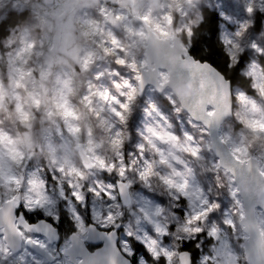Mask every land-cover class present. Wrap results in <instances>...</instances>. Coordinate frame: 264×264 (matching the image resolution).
<instances>
[{
  "label": "snow or ice",
  "instance_id": "obj_1",
  "mask_svg": "<svg viewBox=\"0 0 264 264\" xmlns=\"http://www.w3.org/2000/svg\"><path fill=\"white\" fill-rule=\"evenodd\" d=\"M218 4V7L213 5L211 12L205 4L200 5L196 28L187 27L184 32L187 43L181 55L172 66H159L166 71L153 68L146 72V61L138 65L135 60L126 59L121 33L113 30L111 41L104 42L105 53L111 54L110 44L116 54L109 73L98 72L94 77L96 81H103L105 90L94 92L90 85L89 93L101 96L110 104L112 114L119 121V130L111 141L113 160L111 163L99 160L98 170L115 174L118 179L115 184L106 186L99 180L80 186L71 179L61 181L63 167L50 169L60 198L70 204L74 201L72 216L76 232L70 236L73 243L59 249L63 258L57 260L49 245L59 242L54 227L59 216L51 210L49 186L38 169L37 178L28 181L35 195L23 199L13 197L0 203V264H14L13 257L20 264H26V257L32 264H47L36 256V249L54 264H197V257L181 250L193 241L200 252L199 264H241V260L243 264H264V225L257 228L254 219L264 220V153L253 157L246 145L229 146L222 133L210 139L213 131L219 133L223 122L232 117L237 103L247 105L251 116L236 122L242 129L255 133L254 139L264 137V0H246L243 8L237 0H218ZM100 14L106 22L114 23L105 9H101ZM27 16L26 11H10L0 20V35L8 37V30L25 21ZM231 18L240 23L233 26L228 23ZM140 19L149 22L148 16ZM175 19L171 15L167 17L170 25ZM220 22L232 32L231 36L219 40L223 51L217 46ZM157 31L162 37L170 35L159 26ZM108 74L111 80L105 79ZM173 74L181 81L175 91L168 88ZM116 88L121 91L115 92ZM149 89L159 94L157 99L167 100L171 112L180 118L177 123H187L200 133V138L188 132H184L183 137L177 135L168 110L153 101L144 109L152 119L143 136L144 142L137 145L135 153H126L129 134L124 133L129 117L137 100ZM83 99L91 103L89 95ZM69 115L75 116L74 113ZM205 151L209 153L207 159L202 155ZM201 160L204 170L213 175L215 196L210 195L211 189L206 192L196 178L192 162ZM85 167L96 168L97 165L86 164ZM129 173H135L146 188H152L155 180L157 187H163L175 202L174 208L185 201L187 211L183 219L160 205L139 206L129 211L133 220L125 223L124 209L131 208L126 196L132 186ZM222 177L227 180L226 184L220 183ZM83 178V173L79 172L78 179ZM11 179L17 190H21L23 181L16 177ZM65 185L71 190V201L64 192ZM86 193L95 198L91 213L98 224L92 226L85 225L75 207H88ZM225 194L229 204L222 210L220 201ZM29 213L38 216L43 213L51 217V222L42 218L33 223L28 218ZM245 222H248L247 227H244ZM97 227L105 229L102 237ZM240 231L245 235H239ZM97 237L106 243L90 251L86 246L88 240ZM207 241H212L211 245ZM141 250L144 255L139 257L137 253Z\"/></svg>",
  "mask_w": 264,
  "mask_h": 264
},
{
  "label": "rangeland",
  "instance_id": "obj_2",
  "mask_svg": "<svg viewBox=\"0 0 264 264\" xmlns=\"http://www.w3.org/2000/svg\"><path fill=\"white\" fill-rule=\"evenodd\" d=\"M237 2L242 8L246 6V0ZM202 4L219 6L218 0H54L53 3H46L45 0H0V18L11 9H25L29 14V18L11 29L10 35L4 39V54L0 49V203L13 197L23 199L35 195L28 181L36 179L37 170L41 169L39 174L49 186L51 210L60 219L62 204L73 223L74 201L70 204L60 198L57 182L51 179L50 169L63 167L65 171L60 177L61 181L71 179L80 186L92 184L96 180L105 186L115 184L118 179L115 174L108 175L98 170L99 160L109 163L113 160L111 141L119 130V121L112 114L110 104H106L101 96L89 93L90 85L94 92L105 90L103 81H96L94 77L98 72L109 73L116 55L111 51L110 44L111 54L105 53L104 42L111 41L115 29L121 33L120 42L126 50L125 58L142 64L147 62V31L143 23L134 17V13L140 17L148 16V24L158 35L157 26L170 33L168 37L172 38L199 20ZM101 9H105L114 23L103 19ZM174 14H177L175 23L170 25L167 17H174ZM117 16L119 20L115 19ZM228 23L236 26L240 21L231 18ZM221 28V39L232 35L223 22ZM29 44L35 47L29 48ZM105 79L111 80V75H106ZM120 91V88L115 89L117 93ZM85 95H89L91 103L83 99ZM153 101L161 104L151 89L137 100L124 133L129 134L125 144L126 153H135L137 145L144 142L146 129L152 124V119L144 109ZM167 110L177 135L183 137V133L188 132L200 138V133L187 123H177L180 118L171 112V106ZM250 116L247 105L237 103L232 117L222 124L220 133L227 138L229 146L246 145L249 153L256 157L264 153V137L254 139L255 133L242 129L236 122L249 119ZM132 131L134 134H131ZM176 154L183 156L180 152ZM202 155L206 159L209 157L207 151ZM94 163L96 168L85 167L86 164ZM192 166L201 186L206 192L211 189L210 195L215 196V181L212 173L204 170V161H193ZM79 172L84 175L82 180L78 179ZM13 177L23 181L21 190H17L16 184L12 182ZM129 179L132 181L128 189L131 208L124 209L125 223L133 220L129 211L139 206L154 208L160 205L176 212L183 219L187 211L185 201L180 202L179 208H174L175 202L163 187H157L155 180L152 188H146L135 173H129ZM220 183L226 184L227 180L222 177ZM64 192L71 201V190L66 185ZM86 199L87 208L79 205L75 207L86 226L90 222L98 224L91 213L95 198L91 193H86ZM118 200L122 203L119 195ZM220 202L223 210L229 204L226 194ZM47 218L51 220V217ZM257 218L259 225H264V220ZM55 225L60 226V222ZM73 231L76 232L74 224ZM239 235L245 233L240 231ZM206 243L211 245L212 241ZM70 244L69 234L64 231L61 241L49 248L59 260L63 258L59 249ZM35 254L47 264H54ZM137 255L142 257L144 253L140 251ZM199 256L198 251L197 264ZM13 261L14 264H20L15 257ZM26 264H32L28 257Z\"/></svg>",
  "mask_w": 264,
  "mask_h": 264
},
{
  "label": "water",
  "instance_id": "obj_3",
  "mask_svg": "<svg viewBox=\"0 0 264 264\" xmlns=\"http://www.w3.org/2000/svg\"><path fill=\"white\" fill-rule=\"evenodd\" d=\"M46 3H53L54 0H45ZM133 13H134V8H133ZM134 17L138 20V21H141V17L136 15L134 13ZM142 22V21H141ZM144 27H145V30L147 31V38H146V46H145V55H146V60H147V64H146V68L144 69L146 72H150L151 69L153 68H156L157 70H165L166 71V68L165 69H161L159 68L160 65H166V66H172V64L177 60V58L181 55L182 53V49L183 47L185 46L179 36H174L172 38L170 37H161L159 36L153 29L152 27L150 26V24L148 23H144L142 22ZM158 45H162L166 48L167 50V55L165 56V58L163 60L159 59V58H156L155 61L153 62V57H152V52L155 50V48L158 46ZM181 85V81L177 78V76L175 74H173L171 77H170V81H169V84H168V88H170L172 91H175L177 90ZM234 109V108H233ZM233 114V112H232ZM226 121V120H225ZM224 121V122H225ZM223 122V123H224ZM222 126V125H221ZM220 134V130H219V133L216 132V131H213V134L212 136L210 137V139H216L217 135ZM83 156H84V159L87 161V157L85 155V153L83 152ZM253 156V155H252ZM255 157V156H253ZM126 196L127 198H129V190L127 191L126 193ZM255 221H256V227L259 228L260 225H259V221H258V218L255 217L254 218ZM51 222V221H50ZM247 224L248 222H245V225L244 227H247ZM92 225H96L95 223L91 222L88 226H92ZM54 227L55 229L57 230V233H58V238H59V241L61 240V233H60V230L59 228L54 224ZM96 231L98 233L101 234V237H102V234L103 232L105 231V229H102V228H99L97 227L96 228ZM75 231H73L72 233H74ZM71 233V234H72ZM70 234V236H71ZM89 235H95L94 233H90ZM70 236H69V239H70ZM86 240L88 239L87 237L85 238ZM71 241V244L73 243V241L70 239ZM104 243H106V241H104L102 238L100 237H97L95 239H91V240H88V243H87V247L89 244H93V245H98L97 247H95L93 250H90V251H94L96 248H99V247H103ZM29 248H31L29 246ZM182 251H189L192 253V251L188 250V249H181ZM36 251L38 253H40L41 255H43L44 257H46L44 255V253L39 250V249H36ZM193 254V253H192ZM47 258V257H46ZM48 260V258H47Z\"/></svg>",
  "mask_w": 264,
  "mask_h": 264
},
{
  "label": "trees",
  "instance_id": "obj_4",
  "mask_svg": "<svg viewBox=\"0 0 264 264\" xmlns=\"http://www.w3.org/2000/svg\"><path fill=\"white\" fill-rule=\"evenodd\" d=\"M206 6L208 7V11H209V12H211V11L213 10V7H211V6H209V5H206ZM10 11H16V12H18V13H19V12H24V11L27 12V10H25V9H22V10L11 9V10H9V11L6 13V15H5L4 17L0 18V20L6 18V17H7V14H8ZM27 13H28V12H27ZM200 13H201V8H200ZM174 17H177V14H174ZM28 18H29V14H28L26 20H27ZM199 19H200V18H199ZM26 20H25V21H26ZM25 21L20 22V23L17 24L15 27L21 25V24L24 23ZM139 22H140V21H139ZM198 22H199V20H198L197 22L193 23V24L191 25V27H192L193 29H195V28H196V25H197ZM141 23H142V22H141ZM221 25H222V22H220L219 25H218V26H219V29H220V32H221V30H222ZM15 27H14V28H15ZM11 29H13V28H10V29L8 30L9 33H10ZM184 32H185V29H183V30L180 32V34H179V38H180L181 42H182L184 45H186L187 41H186V37H185V35H184ZM6 37H7V34H5V35H0V49H1V51L3 52V54H4V52H5V48L3 47V44H4L3 41H4V39H5ZM217 39H218V44H217V46L221 49V51H223V45L219 43V40H221V38H220V33H219V36H218ZM245 90H248V91L250 92V90L247 89V87H245ZM156 95H157V97H158L159 94H156ZM160 102H161V104H163V106H164L165 109H167V108L170 106V105L168 104L167 100L160 99ZM131 134H134L133 131L131 132ZM125 209H126V208H125ZM88 221H89V220H88ZM59 222H60V226H59V228L61 229L62 232L65 231L66 233H69L70 231H73V223H72V221L70 220L69 215H68L66 209L64 208V206H63L62 204H61V206H60V219H59ZM93 247H94V245H89V248H90V249H92ZM182 249H188V250L192 251L194 257H197V255H198V250H197V248L195 247V241H193L192 243H186V244L183 246ZM141 251L143 252V250H141Z\"/></svg>",
  "mask_w": 264,
  "mask_h": 264
},
{
  "label": "flooded vegetation",
  "instance_id": "obj_5",
  "mask_svg": "<svg viewBox=\"0 0 264 264\" xmlns=\"http://www.w3.org/2000/svg\"><path fill=\"white\" fill-rule=\"evenodd\" d=\"M7 200H10V199H7ZM3 201H5V200H2L1 201V203L3 202ZM28 218L30 219V221L31 222H35V221H37V220H40V219H48L49 221H51L49 218H47L46 216H44L42 213L38 216V215H36L35 213H29L28 214ZM57 227L59 228V225H57ZM59 230H60V233H62V231H61V229L59 228ZM71 232H73V231H70V233ZM70 233H68L69 234V236H70ZM42 242H44V238H42ZM53 244V243H52ZM52 244H50L49 246H52ZM96 246H94L92 249H94ZM31 249V248H30ZM91 250V249H90ZM31 251H32V249H31ZM35 253H38L36 250H35ZM39 255H41L40 253H38ZM42 257H44L43 255H41ZM46 258V257H45ZM47 259V258H46ZM49 261V260H48ZM52 262V261H51Z\"/></svg>",
  "mask_w": 264,
  "mask_h": 264
},
{
  "label": "clouds",
  "instance_id": "obj_6",
  "mask_svg": "<svg viewBox=\"0 0 264 264\" xmlns=\"http://www.w3.org/2000/svg\"><path fill=\"white\" fill-rule=\"evenodd\" d=\"M167 55V50L164 46L158 45L155 50L152 52L153 62L156 58L163 60Z\"/></svg>",
  "mask_w": 264,
  "mask_h": 264
}]
</instances>
